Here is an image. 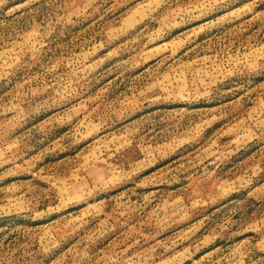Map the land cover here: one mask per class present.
<instances>
[{
    "label": "rangeland",
    "instance_id": "obj_1",
    "mask_svg": "<svg viewBox=\"0 0 264 264\" xmlns=\"http://www.w3.org/2000/svg\"><path fill=\"white\" fill-rule=\"evenodd\" d=\"M0 264H264V0H0Z\"/></svg>",
    "mask_w": 264,
    "mask_h": 264
}]
</instances>
